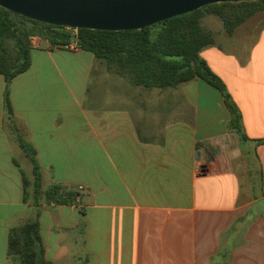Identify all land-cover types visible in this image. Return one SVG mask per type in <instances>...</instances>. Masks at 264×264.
<instances>
[{
    "label": "crops",
    "instance_id": "crops-1",
    "mask_svg": "<svg viewBox=\"0 0 264 264\" xmlns=\"http://www.w3.org/2000/svg\"><path fill=\"white\" fill-rule=\"evenodd\" d=\"M211 32L200 57L225 85L242 134L223 94L201 79L129 93L92 53L30 39L29 70L9 84L0 77V264H16L10 232L37 211L5 93L42 190L77 194L38 209L47 262L264 264V14L232 36Z\"/></svg>",
    "mask_w": 264,
    "mask_h": 264
},
{
    "label": "trees",
    "instance_id": "trees-1",
    "mask_svg": "<svg viewBox=\"0 0 264 264\" xmlns=\"http://www.w3.org/2000/svg\"><path fill=\"white\" fill-rule=\"evenodd\" d=\"M264 14V0L245 3H224L207 6L193 13L167 20L143 31L105 32L70 30L32 22L10 20L9 13L0 8V77L7 84L27 72L31 66L30 39L41 37L53 45L76 44L77 49L92 53L107 72L126 79L135 87L147 90L175 89L180 85L201 79L218 89L231 115V130L242 134L241 115L232 102L222 80L215 75L200 52L214 43L213 34L202 24L206 15H215L223 22L225 33L234 31L255 15ZM76 36L77 40L72 38ZM5 106L11 129L19 148L33 166L34 206L36 219L12 229L9 236L8 256L16 264H52L45 259V250L39 233L40 206L46 202L74 204L77 194L65 192L55 185L47 192L41 187L40 166L35 150L16 132L13 112L5 93ZM243 139H246L242 135ZM25 188L29 185L24 177Z\"/></svg>",
    "mask_w": 264,
    "mask_h": 264
},
{
    "label": "water",
    "instance_id": "water-1",
    "mask_svg": "<svg viewBox=\"0 0 264 264\" xmlns=\"http://www.w3.org/2000/svg\"><path fill=\"white\" fill-rule=\"evenodd\" d=\"M261 0H0L10 20L70 30L143 31L207 6ZM73 41L77 37L72 38Z\"/></svg>",
    "mask_w": 264,
    "mask_h": 264
},
{
    "label": "rangeland",
    "instance_id": "rangeland-1",
    "mask_svg": "<svg viewBox=\"0 0 264 264\" xmlns=\"http://www.w3.org/2000/svg\"><path fill=\"white\" fill-rule=\"evenodd\" d=\"M259 15V14H258ZM260 17H261V14H260ZM260 17H257V18H260ZM251 22V21H250ZM202 24L204 25V27L206 29H208L209 31L211 30H214V31H219L223 28V25H222V21L219 17L215 16V15H206L203 19H202ZM113 79L114 78H119L117 77L116 75H112ZM124 80V79H123ZM128 86H129V93L135 91V92H139L142 87H135L133 85H130V83H128ZM167 90V89H166ZM119 94V93H118ZM135 94V93H134ZM13 125L15 126V122L13 120ZM9 126L11 128V123L9 122ZM15 129H16V132L22 137L20 131L18 130V128L15 126ZM12 130V129H11ZM13 133V131H12ZM14 137H15V134L13 133ZM23 138V137H22ZM16 140V139H15ZM24 140V139H23ZM25 141V140H24ZM26 142V141H25ZM27 143V142H26ZM28 144V143H27ZM18 145V144H17Z\"/></svg>",
    "mask_w": 264,
    "mask_h": 264
},
{
    "label": "built area",
    "instance_id": "built-area-1",
    "mask_svg": "<svg viewBox=\"0 0 264 264\" xmlns=\"http://www.w3.org/2000/svg\"><path fill=\"white\" fill-rule=\"evenodd\" d=\"M64 48L66 50H76L77 49L76 45H74V47H71V45H67V46H64Z\"/></svg>",
    "mask_w": 264,
    "mask_h": 264
}]
</instances>
